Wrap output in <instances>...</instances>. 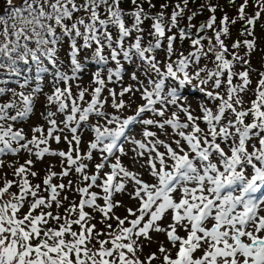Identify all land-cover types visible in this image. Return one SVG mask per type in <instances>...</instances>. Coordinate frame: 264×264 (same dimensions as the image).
<instances>
[{
	"label": "snow or ice",
	"instance_id": "6c2138e0",
	"mask_svg": "<svg viewBox=\"0 0 264 264\" xmlns=\"http://www.w3.org/2000/svg\"><path fill=\"white\" fill-rule=\"evenodd\" d=\"M5 2V14L0 15V25H3L0 69L8 77H20L24 71L19 66L21 63L28 66L25 70L29 72L34 65L37 87L33 94L27 95L0 87V97L7 92L13 97L0 103V169L6 166L3 158L8 155L17 156L23 151L34 158L18 167L15 163L7 165L12 168L14 178L7 179L5 175L0 179V264H152L158 259L155 252L143 259L140 254L144 248L141 238L151 242L153 232L164 234L176 249L173 257L170 249L160 244L162 264H264V199L257 195L264 194V72L258 73L256 99L249 108H244L242 96L251 84L250 57L257 51L254 29L264 13V0H253L258 10L250 16L245 11L249 0H243L238 15L230 19L225 13L218 28L214 27L218 5L211 0L200 5L199 11L207 10L210 15L198 28L191 23L197 12L187 17L186 28L178 27L179 19L191 11L189 0L176 3L170 16L165 13L167 3L161 4V10L153 15L139 0H131L134 8L130 12L120 7L121 0H82V3L22 0L19 6L13 0ZM145 2L150 8L155 7L152 0ZM229 3L235 4V0ZM81 11L85 15L76 16ZM126 16L131 17V25L126 23ZM146 20L152 23L148 32L151 39L145 44L142 25ZM238 21L243 24L240 35L253 39H237L230 51L222 37H229L230 25ZM111 28L117 30L115 37ZM173 29H178V35ZM209 30L212 36L201 35ZM134 33V40L126 46ZM178 38L190 40L194 51L188 55L181 52L173 60ZM65 40L70 48L69 71L59 67L60 46ZM204 40L208 41L206 47ZM241 48L245 50L243 55L239 52ZM83 49L92 50L91 60L86 58L84 63L79 59ZM161 49L165 53L163 60L157 58ZM209 54L214 57L215 67L212 70L207 66L196 67L201 57ZM121 59L128 64L136 61L130 79L138 86H121L117 93L107 85L123 80L125 70ZM109 61L116 67L108 68L105 77L102 66ZM89 62L98 66L92 74V83L96 86L91 90L79 89L73 95L70 82L80 79ZM237 63L243 68L240 72L233 71ZM48 65L55 69L54 80L63 82L65 87H55L47 97L48 107L54 105L56 110L41 114L47 128L32 127L29 138L15 124L30 118L34 93L41 91L39 83L50 71ZM137 72L145 77L146 84ZM225 73L226 80H222ZM31 79L24 76L20 87H26ZM234 79L239 82L234 84ZM194 80L209 100L220 101L215 111L200 105L201 115L196 116L190 105H185L179 88L193 85ZM209 82L214 90L226 84V96L208 90ZM8 83V79H0V84ZM106 88L111 97L110 106L116 112L126 107L125 101L118 97L129 93L139 92L144 103L134 115L121 118L106 111L108 99L102 97ZM86 93L90 100H85ZM170 106L178 111L169 116ZM229 112L233 119H226ZM145 113L159 119H144ZM180 113L184 114L183 120ZM58 114L63 116L62 120L56 118ZM92 116L97 120L89 124ZM249 116L252 120L246 123ZM137 123L144 126L141 139L130 134ZM85 124L92 131L93 139L82 152L81 125ZM151 128L160 130L166 137L171 129L170 142L161 140ZM52 141L56 144L63 141L67 151L53 149ZM124 142L135 146L132 151L136 163L147 157L141 167L148 169L154 183L144 181L141 173L130 171L122 164L120 157L127 155ZM94 153H99V162L89 172L88 162L93 160ZM46 156L59 157L61 171H53L55 165L50 164L42 187L33 184L29 177L38 175L32 170L35 161H42ZM111 158L115 159L114 163ZM106 167L109 170L105 172ZM72 172L77 174L78 182L52 183L54 178L63 180ZM129 184L133 187L128 194L139 202L137 209L127 210L129 216L135 217L131 220L115 216L113 212L120 206L119 201H113L114 194L127 191ZM14 187L16 191H12ZM93 188L100 192L91 191ZM65 191L78 194L79 202L62 196ZM101 199L103 206L97 204ZM65 201H68L67 207ZM26 205L27 210L23 211ZM53 206L57 210L63 208V215L58 211L54 214ZM92 212L101 214V223L115 219L116 227L106 223V231H97ZM165 217L170 223L162 226L160 222ZM52 223L56 226H50ZM126 223L130 226L126 227ZM180 230L185 235L181 236Z\"/></svg>",
	"mask_w": 264,
	"mask_h": 264
},
{
	"label": "rangeland",
	"instance_id": "374dc122",
	"mask_svg": "<svg viewBox=\"0 0 264 264\" xmlns=\"http://www.w3.org/2000/svg\"><path fill=\"white\" fill-rule=\"evenodd\" d=\"M213 1V2H212ZM211 2L213 4H217L219 5L218 8H220L219 11V15L220 18H217V24L214 26L215 28L219 27V21L220 19L223 17V15L226 13L230 19L235 18L238 15V8L239 6L243 3V0H235V4H231L229 3V0H211ZM205 3V0L201 1V3L198 5H196L194 8H189L191 11H186L184 16L182 18L179 19V23H178V27L179 26H188L189 21L187 19V17L189 15H191L192 12H197L198 14L193 18V20L191 21L192 24L194 25H199L201 23H204L210 13L207 10H204L202 13L199 11L200 9V5ZM258 9H256L254 7L253 4V0H249V5L246 8V14L247 15H253L255 11H257ZM219 19V20H218ZM243 27L242 22H237L232 28H230V36L225 38L222 37V39H224L225 44L229 46V49L231 51V45L234 41H236L237 39L239 40H244V39H253L252 36H241L240 35V31ZM176 32V29H174ZM174 30H172L174 32ZM147 30L144 31V34H146ZM174 32V33H175ZM210 32H212V30H210ZM213 33V32H212ZM178 35V33H177ZM254 37L256 39V46H257V51H254L250 57L251 59V69L252 71L250 72V79H251V84L249 85L248 89L242 94L243 96V100H244V108H249L251 106V102L253 100L256 99V94H255V89L257 86V82L259 80V72H264V13L261 14L260 19L256 22L255 25V29H254ZM135 38V34H133V36L131 38H129L126 42V46L127 44L131 43ZM82 43V41L79 42V44ZM146 44V42H145ZM208 42H206L205 47L207 46ZM174 47L176 49V54L172 57L173 60H175L177 58V56L182 52L184 55H188L190 52L194 51V49L191 46V41L189 40L187 43L185 41H180L179 38L177 39V41L174 44ZM244 48H241L239 50L240 54L243 55L244 54ZM105 55H108V50L106 49L105 51ZM79 59L82 63L85 62L86 58L90 61L92 54L91 52L83 49L81 50L80 54H79ZM165 56L164 50H158L157 52V58L160 60H163ZM227 58L231 59L230 56H228ZM214 57L210 56V54L206 57H201L199 64L196 65V67H204L207 66L208 70H212L215 65L214 63L211 65H208L207 62L208 61H213ZM121 62L123 63L124 66V74H123V80L120 83H109L107 85V88H112L115 89V91L117 93H119V91L121 90V86H128V85H132L133 87H137V82L136 81H132L130 79V74L131 72L135 69V64L136 61H134L132 64H128V63H124L123 60L121 59ZM88 65H92V66H88ZM97 65L94 63H87L86 64V70L80 74V79L76 80V81H72L70 82V86L73 92V95H76V93L78 92L79 89L82 88H87L89 90H91L92 88H94L96 85H94L92 83V74L93 72L97 69ZM104 67V71L102 73V75H104L105 77L107 76V69L108 68H114L116 67V65L109 61V63L106 66H102ZM62 71H68L67 67H63L61 68ZM243 68L241 67V65L239 63L236 64V66L234 67L233 71L235 72H240L242 71ZM47 74V73H46ZM137 75L140 76V79L143 80L145 82V84L147 83V80L145 79V77L143 75L140 74V72H137ZM226 76L227 74L225 73V75L221 78L222 80H226ZM47 82V81H46ZM239 81L237 79H234L233 83H238ZM49 83V82H48ZM47 83V84H48ZM169 83H172L171 81ZM197 81H193V85H189L191 87H196L195 85L197 84ZM42 86H45L46 84L44 82L40 83ZM60 88L65 87V85L63 84V82H59L58 83ZM187 86V87H189ZM226 84H222L221 88L218 90H214L211 88V82H209V85L207 86L208 90H214V91H219L221 93V95H225L226 96ZM107 88L104 90V92L102 93V97L103 98H107L108 99V103L105 105V109L106 111L119 115L121 118H126L128 116H132L135 114V111L137 109V107L141 104L144 103V101L141 99L139 92H137L135 95H132L131 93L126 94L123 97H118V99H123L125 101L126 107L124 109H121L119 112H116L115 109L111 108V97H109L108 95V91ZM198 88V87H196ZM54 89L52 88H47L46 90H43L41 92V94L39 96H36L33 102V112L30 116L29 119L26 120V122H24V124L22 125L21 128L24 129L25 133L28 135V137H31V129L32 127L36 126V125H44L45 128H47V124L43 118V116L41 115L42 113L46 112V111H55V106H51L50 108L48 107V101H47V97L49 95L52 94ZM185 87L179 88V92H185ZM183 98H184V103L186 106L191 107L192 111H193V115L196 116H200L201 115V110H200V105H207L208 107H211L212 109H215V106L217 104L220 103V101L216 100H209L203 93H201L198 90V95H192L188 92L185 93H180ZM85 100H90V95L86 93L85 95ZM86 106V105H82ZM157 107H159V105H157ZM174 111H178V109L174 106H170L169 110H168V115L170 116L172 112ZM180 118L183 120L184 114L180 113ZM251 116L246 118V121H249L248 118H250ZM58 120H62L63 116L61 115H57L56 117ZM144 119L147 118H155V119H159L158 117H154L151 113H145L143 116ZM234 117L232 116V114L229 112L226 114V119H233ZM97 120V117L92 116L90 117L88 123L92 124ZM252 118L250 119L249 123L251 122ZM86 125V124H85ZM85 125H81V128L83 129V134H82V143H81V151L84 152L87 150V144L90 140L93 139V133L89 128H86ZM144 126L137 123L136 125L133 126L132 129V135L135 136L136 139H141L140 133L141 130ZM201 127H204V124L201 123ZM152 131L157 132L159 138L161 140H167L170 142V137L172 136V131L171 129H168L169 132V136H165L160 130L156 129V128H151ZM64 134L66 135H71L68 132H65ZM51 143V147L53 149H62L67 151V145L61 141L60 144H56L54 141L50 142ZM253 143H257V141H253ZM223 146V145H222ZM135 146L132 145L131 143L128 142H124V148H125V152L127 153V155H123L121 156V162L122 164L130 171H135V172H139L142 174L141 178L148 182V183H154V179L150 176L149 171L146 167H141V165L144 164V159H146L147 157H145L144 159H141L139 163L135 162V153L132 151V149ZM173 147H175V145H173ZM227 151V148L225 149ZM160 151H164L163 148H160ZM117 155H120L119 153H117ZM93 160L89 163V172L94 171V165L96 163L99 162V153H94L93 154ZM34 159L33 157H29V155L25 152H20L17 156H12V155H8L5 156L3 159L5 160V164L6 166L2 169H0V179L6 178L7 179H13V175H12V168L8 167L7 165L9 164H13L15 163V165L18 167L20 164H23L25 162V160L27 159ZM18 160L20 163H18ZM112 162H115L114 158H111ZM50 164H54L55 167L53 168V171L59 173L61 171L60 168V162H59V157H45L42 161H35L34 167H33V171L37 172V176L36 177H30L31 182L33 184H41L42 185V180L46 175V170L48 168V166ZM109 169L106 167L104 169V171H108ZM249 172H251V169H248ZM34 180H36L37 182H35ZM68 180H72L74 181V183L78 182L77 180V174L75 172H72L68 177H65L63 180L57 178H54L52 183L55 184H59L61 182L67 184ZM82 186V185H81ZM132 185L129 184L128 185V190L125 192H121V193H115L113 196V201H119L120 206L117 208L113 209V212L115 214V216H119L120 218H123V216L125 215L126 212H128L127 210L129 208H132L133 210L137 209L139 207V202L135 199H132L131 196L128 194L129 192L132 191ZM95 192H100V189L98 188H93L92 189ZM12 191H16V188L14 187L12 189ZM62 196H68L69 200H74L76 202H79V195L74 193V192H70V191H65L61 194ZM103 200H97V204L103 206ZM65 207L68 206V203L65 201L64 204ZM27 210V205L25 206V209L23 211ZM47 211V210H46ZM52 211L54 212V214L58 211L59 214L61 215V210H57L55 208V206H53ZM86 211H92L91 209H86ZM63 212V211H62ZM93 213V212H92ZM94 215H101L98 212H94ZM97 213V214H96ZM262 214H264V211H262ZM137 215H139V213H137ZM135 218V217H134ZM147 219V218H146ZM96 221H99V219H95L93 222V224H95ZM162 226H166L168 223H170V219L168 217H165V219L163 221L160 222ZM79 231V228L76 226H74V230ZM179 234L181 236L185 235V233L183 232V230H180ZM152 236V241L148 242V241H144L143 238H141V240L144 243V248H143V252L140 254L141 258H145L147 257L149 254L155 252L157 254L158 259L154 260L152 262V264H162V256L160 255L158 248L160 246V244L162 243L166 248L170 249L171 254L173 255V257L175 256V251L176 249L172 247V245L167 241L166 236L162 233H151ZM197 255H199V253H197Z\"/></svg>",
	"mask_w": 264,
	"mask_h": 264
},
{
	"label": "trees",
	"instance_id": "16d2710c",
	"mask_svg": "<svg viewBox=\"0 0 264 264\" xmlns=\"http://www.w3.org/2000/svg\"><path fill=\"white\" fill-rule=\"evenodd\" d=\"M193 1L195 2L196 0H193ZM200 1L201 0H199L198 2H200ZM21 2H22V0H13V4L17 5V6H19L21 4ZM139 2L143 4V7L145 8L146 11H148L149 13H151L153 15L161 10L160 9V5L161 4L167 3L169 5V7L167 9H165V13H166V16H170L172 8L175 6L176 3H180L181 0H152V4L155 5L154 8H150L148 3L145 2V0H139ZM77 3H82V0H77ZM192 3H193L192 0H189V5H192ZM120 7L125 12H130L134 8V6L131 3V0H121ZM6 8H7V5H6L5 0H0V15H4L5 14ZM219 11H220V8H218V10L216 12L217 18H220ZM84 15H85V13L83 11H81L79 13H76V16H84ZM125 20H126V23L128 25H131L132 20H131L130 16H126ZM151 23H152L151 20H146L144 22V24L142 25L144 30H147V32H146L147 35L144 34V42H146V43L148 42L149 39H151L148 36V32L150 31ZM233 26L234 25H230V28H232ZM2 28H3V25H0V30H2ZM111 31H112L114 37L118 34L117 30L115 28H111ZM79 42L80 41H78V44H79ZM166 43H167V41L165 39L164 44L166 45ZM32 46L34 47V45H32ZM94 47L95 46H93V48ZM85 50L91 52V54H92V50L91 49H85ZM105 51H106V49H105ZM69 52H70L69 43H68L67 40H65L63 42V44L60 46L59 58H58L59 59V66L66 62L67 66L70 67ZM45 63H47V62H45ZM211 64H213V61L209 62V65H211ZM19 66L21 67L22 70H24L20 77H8V75L5 72V70L4 69H0V79H8L9 80V83L7 85L0 84V87H6V88L14 89L17 93H19V92H24L25 94L33 93V89L36 88V86H37V81L34 78L35 77V74H34L35 66L32 65V71L31 72L25 70L28 66L23 65V63H21ZM49 68H50V70H51V72L53 74L54 70L51 68V65L49 66ZM24 76H30V77H32V79L30 80L29 84L26 87L21 88L20 84L23 83ZM42 81H40V83ZM11 99H13L12 93L11 92H7L3 97H0V103H6V102H8ZM13 114H14V111H13ZM22 123L23 122L16 123L15 127L19 128ZM51 226L55 227L56 225H55V223H52ZM98 231H103V230L98 229ZM104 231H106V230H104ZM103 238H105V237H101V239H103ZM97 247H98V245H97Z\"/></svg>",
	"mask_w": 264,
	"mask_h": 264
}]
</instances>
